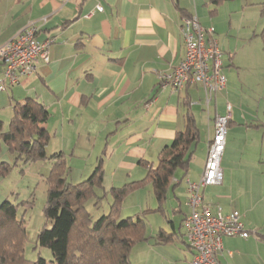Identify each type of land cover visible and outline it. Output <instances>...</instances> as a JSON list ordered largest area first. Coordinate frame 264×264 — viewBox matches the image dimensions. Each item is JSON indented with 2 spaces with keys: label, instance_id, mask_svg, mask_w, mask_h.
<instances>
[{
  "label": "crops",
  "instance_id": "0c3cea01",
  "mask_svg": "<svg viewBox=\"0 0 264 264\" xmlns=\"http://www.w3.org/2000/svg\"><path fill=\"white\" fill-rule=\"evenodd\" d=\"M224 2L227 1L217 5L214 0H0V47L14 40L30 24L38 27L40 42H53L50 62H41L36 75L13 86L4 81L6 89L0 91V120L4 129L8 130L12 106L18 100L37 99L50 114L44 125L50 134L47 152H63L65 157L66 152H71L72 165L81 167L80 180L89 178L100 160L104 169L103 186L120 188L144 180L148 168L157 167L164 149L170 147L179 132L185 131L187 114L194 116L199 128L204 120L200 110L206 109V140L194 159L199 137L189 170L182 171L184 176L176 173L163 204L169 201L173 220L168 219L164 209L159 210L157 199L158 208L152 210L162 212L169 220L170 228L159 229L158 233L163 230L173 238L163 243L157 234L153 238L155 244L149 242L150 245L156 248L180 241L189 255L183 259L178 253L182 250L177 249L180 256L165 264H190L193 259L194 251L184 228L189 214L188 181L198 182L202 177L209 142L215 134V118L224 116L219 111V101L228 94L226 88L214 95L207 106L201 84H189L176 93L170 87L161 88L159 76L172 72L185 57L182 19L195 16L206 28L210 18L207 10L212 15ZM99 6L102 12L97 10ZM10 19L14 24L2 38ZM214 39L223 51L224 71L230 42L220 41L216 29ZM228 104L232 106L227 101L226 108ZM234 118L232 106L231 132L243 127ZM57 140L60 146L50 149ZM229 145L227 135L223 157ZM223 162L224 158L221 167ZM223 174L221 185L202 190L204 201L213 213L240 212L250 237L224 238V252L218 259L221 264H264L263 199H256L253 182L245 197L234 196L228 182V167ZM102 194L103 191L97 190L98 196Z\"/></svg>",
  "mask_w": 264,
  "mask_h": 264
},
{
  "label": "rangeland",
  "instance_id": "374dc122",
  "mask_svg": "<svg viewBox=\"0 0 264 264\" xmlns=\"http://www.w3.org/2000/svg\"><path fill=\"white\" fill-rule=\"evenodd\" d=\"M263 9L264 0L227 1L217 7V12L212 15L207 10L211 20L209 18L206 24V28L216 29L220 41L224 42L226 39L230 42V55H225L226 68L223 71L228 82V95L223 96L224 100L219 101V111L223 115L227 114L228 101L233 106L234 122L243 126L232 132L229 127L230 145L223 157L222 168L224 170L228 167V182L234 196L245 197L249 184L253 182L256 185V199L258 201L263 199L261 204H264V127H261L264 123V43L260 36L264 29ZM13 24L14 20L10 19L2 38L6 37ZM211 110L214 114L215 107ZM200 111L204 115V120L202 119V126L199 125L200 142L194 159L198 157L199 147L204 144L208 134V113L204 108ZM57 146H60L59 141H53L50 149L55 150ZM47 153L49 156L52 155L51 152ZM17 157V153L10 152L6 145H1L0 162L9 163L12 169L6 176H0V204L8 200L18 207L17 217L24 221L27 230L25 257L32 262L39 258L50 262L53 260L52 252L49 248L38 244V236L47 223L44 207L49 189L47 178L51 171V163L46 160L25 164ZM66 159L70 163L68 164L71 169L69 181L72 184H79L88 179L80 180L81 167L78 165L80 163L78 162V166L72 165L74 161L71 159V152H66ZM181 175L184 176V173L181 170L177 171V176ZM104 187L105 191H111L115 186L104 184ZM113 200V195L108 194L99 208L94 206V202L88 203L87 207L97 218L110 212ZM29 202L31 203L28 205ZM154 207L158 208L152 183L130 192L123 201L120 219L144 215L147 223L146 237L150 240L133 246L132 264H165L168 260L179 257L180 254L183 255V259L189 257L180 241L156 248L150 245V243L155 244L153 238L158 234L159 229L170 228L169 220L162 212H152ZM163 209L168 219L173 220L174 214L169 201ZM176 221H179V217ZM47 227L50 228L51 224ZM177 249H181L182 252L179 251L178 254Z\"/></svg>",
  "mask_w": 264,
  "mask_h": 264
},
{
  "label": "trees",
  "instance_id": "16d2710c",
  "mask_svg": "<svg viewBox=\"0 0 264 264\" xmlns=\"http://www.w3.org/2000/svg\"><path fill=\"white\" fill-rule=\"evenodd\" d=\"M223 1L233 0H214V3L219 5ZM260 36L264 43V29ZM0 66L3 67L1 63ZM49 115L48 109L35 98L17 101L8 130L5 131L0 120V149L2 144L6 145L25 164L46 160L51 163L44 207L47 223L39 233L38 244L51 250L53 260L39 258L32 262L25 257L27 230L24 221L17 217L18 207L5 200L0 204V264H132L133 246L149 240L146 237L147 223L144 215L120 219L123 201L130 192L152 183L159 210L163 209L177 171L189 170L198 144L199 128L194 116L187 114L185 131L179 132L170 147L164 149L157 167L148 168L144 180L111 191L103 190L102 196H98L97 190L104 189L102 160L88 179L72 184L65 154L58 152L49 156L47 153L50 134L44 125ZM11 169L9 163L0 162L1 177ZM108 194L114 197L110 212L95 218L87 204L94 202L99 208ZM48 224H51L50 228ZM157 238L166 243L173 236L160 230Z\"/></svg>",
  "mask_w": 264,
  "mask_h": 264
},
{
  "label": "built area",
  "instance_id": "2783aa9c",
  "mask_svg": "<svg viewBox=\"0 0 264 264\" xmlns=\"http://www.w3.org/2000/svg\"><path fill=\"white\" fill-rule=\"evenodd\" d=\"M97 10L102 12L103 8L99 6ZM38 31L35 24H30L14 40L0 47V63L4 67L0 91L6 89L4 81L12 86L19 84L21 80L36 75L41 62H50L49 51L53 42H40L37 39ZM182 34L186 47L185 57L172 72L159 76V85L180 93L189 84H201L209 106L213 96L227 88V79L223 73V51L214 39L215 28H204L195 16L184 17ZM231 119L232 106L228 104L227 114L217 115L215 118V134L209 142L200 181H188L186 206L189 214L184 220V228L194 251L190 264H221L218 256L224 252V238L250 237L240 212L223 214L219 210L213 213L202 194L204 188L223 183L221 163Z\"/></svg>",
  "mask_w": 264,
  "mask_h": 264
}]
</instances>
